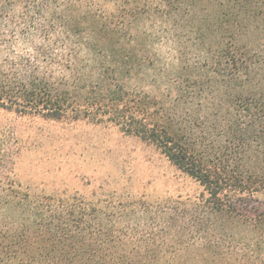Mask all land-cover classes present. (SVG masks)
Segmentation results:
<instances>
[{
	"label": "trees",
	"instance_id": "trees-1",
	"mask_svg": "<svg viewBox=\"0 0 264 264\" xmlns=\"http://www.w3.org/2000/svg\"><path fill=\"white\" fill-rule=\"evenodd\" d=\"M16 6L18 27L41 33L50 43L35 50L62 70L0 58V109L115 125L203 191L194 209L139 200L116 208L1 183L0 264H264V0H219L198 29L205 44L218 37L210 61L185 77L189 88L158 96L129 86L148 71L126 23L137 11L76 17L65 0ZM8 10L0 4V17Z\"/></svg>",
	"mask_w": 264,
	"mask_h": 264
},
{
	"label": "rangeland",
	"instance_id": "rangeland-1",
	"mask_svg": "<svg viewBox=\"0 0 264 264\" xmlns=\"http://www.w3.org/2000/svg\"><path fill=\"white\" fill-rule=\"evenodd\" d=\"M65 1L70 15L76 17L87 12L111 17L120 11H137L138 21L128 16L126 23L139 39L138 50L147 57L148 71L139 77L140 81L133 78L129 86L152 96L167 95L168 90L176 95L179 86L187 89L185 77L196 79L193 72L201 69L217 49L218 37L209 38L205 44L198 29L203 17L217 14L219 0ZM17 3L18 0H0L10 13L5 11L0 17V58L17 60L28 56L37 61L42 73L58 76L61 66L50 68L49 61L41 56L43 51L39 54L35 50L48 48L50 42L41 33L35 37L16 24L13 13L20 12ZM162 11L171 16L163 20ZM145 35L150 38L142 43L140 39ZM1 183L32 195L116 208L139 200L153 209L170 201L194 209L203 191L154 145L124 134L115 125L87 120L52 121L3 109Z\"/></svg>",
	"mask_w": 264,
	"mask_h": 264
}]
</instances>
